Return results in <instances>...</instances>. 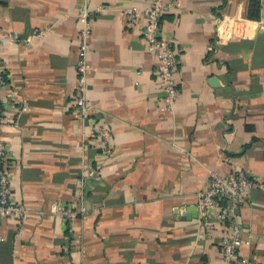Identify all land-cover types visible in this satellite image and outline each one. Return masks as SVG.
Wrapping results in <instances>:
<instances>
[{
  "label": "crops",
  "instance_id": "0c3cea01",
  "mask_svg": "<svg viewBox=\"0 0 264 264\" xmlns=\"http://www.w3.org/2000/svg\"><path fill=\"white\" fill-rule=\"evenodd\" d=\"M151 1L0 0L9 190L31 211L20 235L0 219V264H222V231L181 212L197 207L210 172L244 169L264 184V0H178L162 16L178 60L172 111L146 19L131 24L122 11ZM102 4L111 9L93 14L82 117L77 14ZM37 29L48 33L35 38ZM99 128L109 152L90 135ZM85 162L99 178L81 182ZM60 204L75 210V234ZM239 213L250 232L239 253L264 264V186Z\"/></svg>",
  "mask_w": 264,
  "mask_h": 264
},
{
  "label": "built area",
  "instance_id": "2783aa9c",
  "mask_svg": "<svg viewBox=\"0 0 264 264\" xmlns=\"http://www.w3.org/2000/svg\"><path fill=\"white\" fill-rule=\"evenodd\" d=\"M179 8L178 0H153L148 6L140 8L137 6L123 8L124 15L131 24L138 23L143 18L146 24L143 29V38L149 52L154 53L160 60L157 72V79L166 94L167 108L173 110L177 101L179 88L175 78V69L178 64L176 53L167 37L162 35V16L169 11ZM111 9L108 4H102L94 10L81 7L78 17L82 23L79 33V51L77 70L80 94L76 97L75 111L82 117L87 116L91 104L85 95L87 78L92 72L93 66L88 58L90 38L92 35V18L94 13H102ZM264 26V19L259 22ZM1 28V24H0ZM48 33L47 29L35 30L33 37L40 38ZM6 68L2 59L0 45V219H11L16 224L17 235L23 231L25 224L29 221L31 211L22 203L17 201L9 190L10 174L8 166L11 163L10 148L2 138L3 128L6 120V107L2 101V92L7 86ZM91 136L102 135L106 150L110 151L109 132L103 128L93 129ZM83 170L86 175L81 182L89 181V178H99L96 168L85 162ZM264 184L255 176H252L244 169L236 170L226 176L210 172L204 187L197 194V220L202 229L211 233L217 229L222 231L221 255L222 264H261L243 258L240 247L250 237V232L244 227L239 213L240 206L245 201L249 190L253 187L262 188ZM83 214L95 212L93 206L82 207ZM63 221L69 222V232L75 234L73 222L76 217L75 210L60 204L55 212ZM182 216L187 215V210L181 212Z\"/></svg>",
  "mask_w": 264,
  "mask_h": 264
},
{
  "label": "water",
  "instance_id": "95a60500",
  "mask_svg": "<svg viewBox=\"0 0 264 264\" xmlns=\"http://www.w3.org/2000/svg\"><path fill=\"white\" fill-rule=\"evenodd\" d=\"M198 212L197 207H192L189 209L188 214L186 216H183L182 218L191 220L193 218H197Z\"/></svg>",
  "mask_w": 264,
  "mask_h": 264
},
{
  "label": "trees",
  "instance_id": "16d2710c",
  "mask_svg": "<svg viewBox=\"0 0 264 264\" xmlns=\"http://www.w3.org/2000/svg\"><path fill=\"white\" fill-rule=\"evenodd\" d=\"M253 5H254V7H258L259 8V4L257 3V2H253ZM257 11H259V10H257ZM259 17H260V15L259 14H252L251 15V19H259Z\"/></svg>",
  "mask_w": 264,
  "mask_h": 264
}]
</instances>
